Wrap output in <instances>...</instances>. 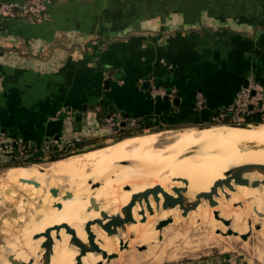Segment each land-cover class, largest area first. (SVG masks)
I'll return each instance as SVG.
<instances>
[{
    "label": "crops",
    "instance_id": "0c3cea01",
    "mask_svg": "<svg viewBox=\"0 0 264 264\" xmlns=\"http://www.w3.org/2000/svg\"><path fill=\"white\" fill-rule=\"evenodd\" d=\"M34 1L0 0L19 7L0 14V131L9 138L109 135L103 99L138 127L201 124L246 82L264 88V0H45L40 19L22 10ZM172 264L256 263L219 254Z\"/></svg>",
    "mask_w": 264,
    "mask_h": 264
},
{
    "label": "bare ground",
    "instance_id": "6f19581e",
    "mask_svg": "<svg viewBox=\"0 0 264 264\" xmlns=\"http://www.w3.org/2000/svg\"><path fill=\"white\" fill-rule=\"evenodd\" d=\"M196 129L207 131L197 136H173L171 144L162 148L155 146L161 138L158 135L139 139L141 154L128 152L126 142L50 165L8 168L0 175V198L14 193L42 194L48 203L8 246L0 264H41L47 258L50 264H98L108 259L107 254L117 253L121 264H134L143 257L150 264H160L179 237L174 229L187 221L193 227L211 224L228 236L232 234L229 230L246 233L252 228L248 225L251 221L261 225L264 235V174L258 170L245 173L254 185L233 182L232 189L220 187L226 171L246 164L264 165V122ZM175 187L184 188L190 199L199 196L197 208L163 207L162 192L177 196ZM212 194L215 206L205 198ZM154 195H160L159 205ZM131 216L134 221L119 230L103 227ZM167 217L173 222L163 224ZM228 220L230 224L225 223ZM168 231L173 233L160 247V237ZM74 236L84 243L94 237V244L79 261ZM135 245H146L145 254L128 250Z\"/></svg>",
    "mask_w": 264,
    "mask_h": 264
},
{
    "label": "rangeland",
    "instance_id": "374dc122",
    "mask_svg": "<svg viewBox=\"0 0 264 264\" xmlns=\"http://www.w3.org/2000/svg\"><path fill=\"white\" fill-rule=\"evenodd\" d=\"M258 115H260L261 121L264 122V115L262 113H256V112L246 115L245 118L237 119V122L235 121L234 122L246 124L247 121H250L249 123H253V120L259 118ZM222 116L219 115V117L215 121L221 122L227 119L226 117H222ZM228 121H230V119ZM123 122H127V124L122 125ZM228 123H232V122H228ZM228 123H216L214 121H212L211 123L210 121H206L201 124H177V125H172V126L163 125V126H158V127L146 128L143 125L138 127L137 123L130 124L126 120V121H122L121 124L118 126L120 128L116 130L115 127L107 126L106 122H104V124L109 129H111L110 130L111 134L107 135L105 133L102 135V132H100L98 136L94 138L84 137L85 140H82V143H84L82 147H78V145H76L74 142H69V141L68 142L64 141V143L59 142V144H56V145H58L64 152L62 151H57L55 153L43 152L46 154H42V155L37 154L38 152H36L34 156L39 159V162L38 163H28L26 165L28 166L31 164H36L39 166L50 165L51 163L54 162L50 160L51 155H54V154L62 155L63 153H68L71 156L69 155V157L67 158H70V157H74L78 155H83L89 152H95V151L99 152L98 151L99 149L102 150V149H106L112 146H120L122 144H125L126 142H127L126 143L127 146L130 148V150H127L128 152L141 154L140 142L138 141L139 139L144 140L147 137L149 138L154 135H158L157 137H161V138L158 139L159 141L155 143V146L162 148V147H165L171 144L172 142L171 139L173 136L178 135L182 137L184 135H187L190 137L192 134H196V133L197 134L195 136H197L199 135V133L201 134L202 132L207 131V130L199 131L196 128L208 127V126L219 127V126L227 125ZM208 130H211V129H208ZM212 130H215V129H212ZM215 132H218V131L215 130ZM129 134L136 135V136H131V137L118 141L123 136L129 135ZM164 136H167V138ZM67 158H64V159H67ZM18 161H24V160H18ZM10 162L14 163V162H17V160L3 161L0 158V175H2L8 169V167H10L6 165ZM11 168H20V167L12 166ZM47 203L48 201L46 197L42 194H22L20 195V194L14 193L4 198H0V244L2 241V244L0 246V260L4 252L8 248V246L11 245L13 242H15L22 235V233L27 229V227L35 219V217H37L39 210L41 208H44L47 205ZM188 211H189V208L185 212H187L188 214ZM181 213L182 211L179 212V214ZM228 223L230 224L231 221H229ZM249 224H252V228H249L246 233L239 235V234H235V232L232 231L231 236H228L227 233H222L220 229L213 228V226H210L211 224L210 225L207 224V226L206 224H203L200 226L193 227V224L189 225V221H187L186 223H184V225L181 224L179 227H177V229H174L175 232L179 233V237L177 238V240H175L172 246L169 249H167L165 259L160 264H172L176 262L198 260L201 258L212 257V256L219 255V254H234L242 258H248L251 261H253V263L264 264V254H263L264 253V239H263L264 235L262 231L260 232L261 225L259 223L253 224L251 223V221L250 222L248 221V225ZM256 232L257 233L259 232V234H257ZM172 233L173 232L168 231L167 233L164 234V237L163 236L160 237V240H161L160 247L165 245L167 239L171 237ZM244 234L249 235V236H247V238L244 239L242 237V235ZM261 235L263 237H261ZM124 249H125V246H124ZM130 249L128 250L131 252L134 251L133 252L134 254L144 255L146 252L145 250L147 249V246L146 245H143V246L135 245L131 247ZM118 258H119V254L117 253V255H115L113 258L111 259L108 258L104 263L100 262L98 264H109V263L110 264H121ZM134 264H150V263H148L143 257L142 261L138 260Z\"/></svg>",
    "mask_w": 264,
    "mask_h": 264
},
{
    "label": "built area",
    "instance_id": "2783aa9c",
    "mask_svg": "<svg viewBox=\"0 0 264 264\" xmlns=\"http://www.w3.org/2000/svg\"><path fill=\"white\" fill-rule=\"evenodd\" d=\"M22 10L25 13H28V15L31 17L40 19L43 17V13L46 10V2L45 0H35L31 4L25 5ZM0 14L4 17H13L18 14V10L15 9L13 4L0 3ZM153 92L156 96H164L166 93L162 89H154ZM254 112L262 113L264 115V88L258 84H254V86L243 87L238 92L234 103L220 115H224L222 117H226L228 120L230 119V122L235 123L237 122V119L245 118L246 115L252 114ZM126 120L127 119L122 115L116 114L113 117L107 118L106 124H108V126L115 127L117 130L120 128L118 126L121 124V122ZM59 142L60 141L58 139L50 140L43 145L44 151L48 152V149L51 145L59 144ZM28 143L31 142L28 141ZM25 148L26 144L22 141V139L16 140L15 138H9L6 132L0 131V152L10 155V161H18L28 158L29 155L26 153ZM35 150L38 152L37 149ZM34 154L35 152L33 155Z\"/></svg>",
    "mask_w": 264,
    "mask_h": 264
},
{
    "label": "water",
    "instance_id": "95a60500",
    "mask_svg": "<svg viewBox=\"0 0 264 264\" xmlns=\"http://www.w3.org/2000/svg\"><path fill=\"white\" fill-rule=\"evenodd\" d=\"M16 10H19V7H15ZM4 23H7V20L4 21ZM145 83H148L147 81ZM106 85H109V81H106ZM245 86L248 87V82L245 83ZM261 122L258 123H246V124H241V123H228V125H234V126H241V127H245V126H249L251 124L253 125H258ZM127 122H123L122 125H126ZM209 127V126H208ZM204 128V127H201ZM254 170H258L261 171L264 174V165L261 164H246V165H242L239 167H235L233 169H230L228 171L225 172L226 175V179L225 181L220 185V187L224 188V187H229V188H233V182L236 184H242V185H254L256 184V182H250V180L245 176V173L250 172V171H254ZM174 191L177 193V196L168 193L166 191L162 192V195L164 197V201H163V207H174L177 205H180L183 208H186L188 206H191L193 209L197 208V206L199 205L201 198L199 196H196L194 199H190L188 197L187 191L184 188H180V187H175ZM214 194H218V191H216ZM214 194L207 196L205 198H207L210 201V204L212 206L217 205V202L214 199ZM154 200L156 201V203L159 205L161 198L160 195H154ZM146 203L148 205V208L150 211H152V207L150 204V200L147 199ZM135 204V202L131 203L129 205V208L131 206H133ZM187 212L184 213V215H186ZM134 221V217H128L126 220H117V221H113V222H109L107 224H105L103 227L105 229H107L108 231H112V230H119L121 228H123V226L126 223H130ZM173 219L172 217H167L166 219H163V224L170 223L172 222ZM229 221H225L226 224ZM232 231H229V234H231ZM238 234V233H236ZM248 235H242V237L244 239L247 238ZM91 241H89V243H84L82 242L79 238H77L76 236L73 237L72 239V243H74L75 245H77L79 247V255L76 257V259L79 261L81 260V257L89 250L90 246H92L94 244V237L92 236ZM107 257L109 259L113 258L114 255L113 254H107ZM10 259H12L10 257ZM41 264H50V258L44 259Z\"/></svg>",
    "mask_w": 264,
    "mask_h": 264
},
{
    "label": "trees",
    "instance_id": "16d2710c",
    "mask_svg": "<svg viewBox=\"0 0 264 264\" xmlns=\"http://www.w3.org/2000/svg\"><path fill=\"white\" fill-rule=\"evenodd\" d=\"M99 107H100V111H98V116H99V118L101 119V121H102V123L103 122H105V119H107V118H109V117H113V116H115L116 114H118V113H120L124 118H127V115L124 113V112H122V111H120V110H117L109 101H107L106 99H103V100H101L100 101V105H99ZM224 111V110H223ZM222 110H218L217 112H216V114L214 115V118L213 119H211L210 120V122L212 123V121H214V122H216V123H228V122H230V121H228V119H226V120H224V121H221V122H217V121H215L216 120V118L223 112ZM259 116V118H257V119H255V120H253V123L255 122V123H258V122H261L262 123V121H261V117H260V115H258ZM128 120V119H127ZM250 121H247V123H249ZM1 131H4V132H6V130H1ZM131 136H136V135H126V136H123L121 139H119L118 141H120V140H123V139H125V138H128V137H131ZM14 138L16 139V140H18V139H20L19 137H18V135H16V134H14ZM22 141L26 144V148H25V150H26V153L29 155L28 156V158H26V159H24V161H17V162H14V163H12V162H10V163H8V164H6L7 166H10V167H8V168H11L12 166H14V167H24V166H28V165H26V164H28V163H38L39 162V159L37 158V157H35L34 155L36 154V150L35 149H37V151H38V153L37 154H40V155H42V154H46V153H43V152H45L44 151V149H43V145L44 144H37V143H34V144H32V143H28V140H26V139H22ZM117 141V142H118ZM76 145H78V147H82L83 146V144L84 143H82V140L80 141V140H75V141H73ZM95 149V148H94ZM91 150V149H90ZM57 151H62V152H64L58 145H51L50 146V148L48 149V152H53V153H55V152H57ZM88 151V150H87ZM35 152V154L33 155V153ZM69 155L70 154H68V153H63L62 155H51V157H50V160L51 161H54V162H56V161H59V160H62V159H64V158H67V157H69ZM71 156V155H70Z\"/></svg>",
    "mask_w": 264,
    "mask_h": 264
},
{
    "label": "flooded vegetation",
    "instance_id": "af4514ba",
    "mask_svg": "<svg viewBox=\"0 0 264 264\" xmlns=\"http://www.w3.org/2000/svg\"><path fill=\"white\" fill-rule=\"evenodd\" d=\"M141 152V151H140Z\"/></svg>",
    "mask_w": 264,
    "mask_h": 264
}]
</instances>
